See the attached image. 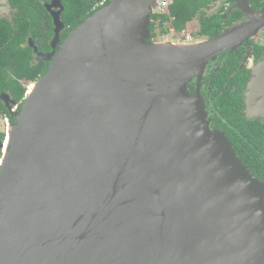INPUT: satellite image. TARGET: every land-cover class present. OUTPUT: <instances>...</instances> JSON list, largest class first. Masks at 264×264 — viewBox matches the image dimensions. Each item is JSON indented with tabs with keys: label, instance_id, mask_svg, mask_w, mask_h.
Returning a JSON list of instances; mask_svg holds the SVG:
<instances>
[{
	"label": "water",
	"instance_id": "95a60500",
	"mask_svg": "<svg viewBox=\"0 0 264 264\" xmlns=\"http://www.w3.org/2000/svg\"><path fill=\"white\" fill-rule=\"evenodd\" d=\"M105 1L63 41L64 7L44 3L51 52L27 46L49 65L18 112L0 94L14 121L0 139V264H264V183L210 131L200 92L207 65L264 28V6L234 0L241 19L174 44L151 41L158 0ZM243 97L264 123V59Z\"/></svg>",
	"mask_w": 264,
	"mask_h": 264
},
{
	"label": "trees",
	"instance_id": "16d2710c",
	"mask_svg": "<svg viewBox=\"0 0 264 264\" xmlns=\"http://www.w3.org/2000/svg\"><path fill=\"white\" fill-rule=\"evenodd\" d=\"M49 1L7 0L11 16L9 20L0 19V94L8 93L16 104L23 101L26 86L43 76L48 67L46 62L33 61L27 39H32L39 52L50 50L53 27L43 7ZM60 1L64 7L61 15L64 30L60 34V40L63 41L70 31L92 14L93 9L91 4L83 0ZM216 2L217 0H172L164 13L151 17L149 30L152 37L155 35L156 22L163 35L170 30L177 34L183 33L187 24L193 20H197L199 26L195 32L197 37L210 39L219 35L238 21L242 14L237 10L227 14L234 0H225V7H221L215 14L206 15L207 10ZM249 3L257 11L264 5V0H249ZM223 15L227 18L223 19ZM165 24H169L170 28L163 30ZM238 61L236 57L230 56L222 62L212 78L210 75L204 77L202 90L204 93L205 88L210 87L208 103L212 122L219 124L217 129L225 133L233 151L250 174L264 183V125L244 117L243 92L250 74L248 78L240 74ZM4 116L8 117V114L0 103V117ZM3 138L4 133L0 131V139Z\"/></svg>",
	"mask_w": 264,
	"mask_h": 264
},
{
	"label": "flooded vegetation",
	"instance_id": "af4514ba",
	"mask_svg": "<svg viewBox=\"0 0 264 264\" xmlns=\"http://www.w3.org/2000/svg\"><path fill=\"white\" fill-rule=\"evenodd\" d=\"M51 1V0H50ZM50 1L48 3H50ZM84 2V1H83ZM47 3V4H48ZM87 4H91L92 5V9H93V12H96L97 10L101 9L102 7H104L105 5H107V1L105 0H101L99 2H85ZM264 6V5H263ZM262 6V7H263ZM9 7V6H8ZM231 7V6H230ZM229 7V8H230ZM261 7V8H262ZM228 8V9H229ZM259 8V10L261 9ZM10 9V8H9ZM210 10V9H209ZM207 10V12L209 11ZM46 11V10H45ZM233 11V10H232ZM231 11V12H232ZM258 11V10H257ZM228 12V11H227ZM46 13L48 14L50 20H51V24H52V19L49 15V13L46 11ZM91 14V15H92ZM215 14V13H214ZM228 14V13H227ZM62 15V14H61ZM212 15V14H211ZM11 16V15H10ZM243 17V16H242ZM241 17V18H242ZM227 17L225 15H223V19H226ZM240 18V19H241ZM239 20V19H238ZM63 23V22H62ZM64 25V24H63ZM53 27V26H52ZM64 30V28H63ZM62 30V31H63ZM62 41V40H60ZM39 51V50H38ZM51 52V49L48 51V52H42L41 53H50ZM230 56H234L236 57V59H238V71H240V74H242V76H246L248 78L249 74L251 73V70L253 69V67L255 65H257L262 59H264V28L261 29L259 31V33L247 40L246 42L243 43V45L241 47H239L235 52L231 53V54H228L227 52L219 55L217 58H216V61L214 63H209L204 71V74H203V77H202V82L200 84V92H201V96L203 97V100H204V106H205V111L208 115V119H209V128L212 132L214 131H219L221 132L220 130L217 129V127L219 126L218 123H213L212 122V112L210 110V104L208 103V100H209V89L210 87L207 86L205 88V92L203 93V90H202V85H203V80H204V77H206L207 75H210V77L212 78L213 75L218 71L219 67L222 66V62H224L225 60H227V58H229ZM33 61L34 62H37L35 61L34 57H33ZM48 65L49 63L46 62ZM238 78V76L236 77ZM193 86V90L190 91L191 87ZM188 91L189 93H193L195 91V82H191L188 86ZM26 92V91H25ZM205 96V97H204ZM25 98V96H24ZM244 98V97H243ZM24 101V99H23ZM23 101L20 103V104H16V107L13 106V108H15V110L18 112L23 104ZM1 103V102H0ZM2 104V103H1ZM207 104V105H206ZM3 105V104H2ZM5 108V107H4ZM7 111V110H6ZM8 114V112H7ZM1 118V117H0ZM255 121H259L261 122L263 125L264 123L260 120H255ZM13 119L11 116H9L8 114V117L7 116H4L3 118H1L0 120V123H1V132L4 133V138H5V123L7 124H11L13 123ZM225 135L224 132H221ZM225 137L227 138V136L225 135ZM3 138V140H4ZM228 139V138H227ZM261 156V155H260ZM262 157V156H261ZM241 161V160H240ZM263 183V182H262Z\"/></svg>",
	"mask_w": 264,
	"mask_h": 264
},
{
	"label": "rangeland",
	"instance_id": "374dc122",
	"mask_svg": "<svg viewBox=\"0 0 264 264\" xmlns=\"http://www.w3.org/2000/svg\"><path fill=\"white\" fill-rule=\"evenodd\" d=\"M226 3L225 0H217L215 4L212 5L210 10L206 12V15H211L216 13L221 7H225ZM11 15V10L8 7L7 0H0V19H7L9 20ZM170 25L165 24L163 27L164 29H169ZM199 29L197 20H193L189 24H187V28L183 33L177 34L173 31H168V33L161 35L159 23H155L154 33L155 35L152 37L151 41L154 43H161V42H171L174 44H182V43H193V42H199L201 40H204V38H199L195 35V32H197ZM162 30V29H161ZM162 30V31H163ZM185 35H191L192 41L187 42L185 39ZM193 82V81H192ZM206 120L209 122L208 115ZM0 130H1V123H0ZM211 131V130H210ZM212 132V131H211Z\"/></svg>",
	"mask_w": 264,
	"mask_h": 264
},
{
	"label": "built area",
	"instance_id": "2783aa9c",
	"mask_svg": "<svg viewBox=\"0 0 264 264\" xmlns=\"http://www.w3.org/2000/svg\"><path fill=\"white\" fill-rule=\"evenodd\" d=\"M172 0H158V7L156 9V15L157 14H162L165 12V10L167 9V7L171 4ZM172 31V30H170ZM185 39L187 42H191L192 41V36L191 35H185ZM29 86V85H28ZM28 86H26V92H25V95L27 94V90L29 89ZM8 124L5 123V127L7 126Z\"/></svg>",
	"mask_w": 264,
	"mask_h": 264
},
{
	"label": "bare ground",
	"instance_id": "6f19581e",
	"mask_svg": "<svg viewBox=\"0 0 264 264\" xmlns=\"http://www.w3.org/2000/svg\"><path fill=\"white\" fill-rule=\"evenodd\" d=\"M5 148H6V144H5ZM6 150V149H5ZM4 152V151H3Z\"/></svg>",
	"mask_w": 264,
	"mask_h": 264
}]
</instances>
